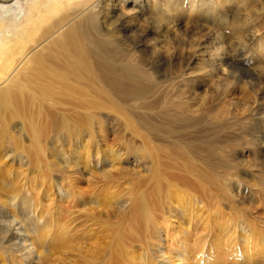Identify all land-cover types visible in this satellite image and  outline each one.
<instances>
[{"label":"bare ground","instance_id":"obj_1","mask_svg":"<svg viewBox=\"0 0 264 264\" xmlns=\"http://www.w3.org/2000/svg\"><path fill=\"white\" fill-rule=\"evenodd\" d=\"M81 1L26 0L29 2V8L24 10L18 0H13V2L0 0V264H10L12 258L10 252L16 253L15 260L21 259V262L15 264H41V259L48 258V252L45 250L50 248L48 246L53 242L54 244L57 242L55 244L57 245L73 239V233L68 225L59 223L51 212H48V215L53 219L43 218L41 202L38 199L43 186H45L43 192L45 199H49L52 195V188L57 189V193L66 198L78 196L81 199L82 197L78 189L69 188L71 185L66 189L62 185L64 179L61 181L62 184H58L53 178L54 175L50 174L52 172L50 165L54 164L51 157L58 154L64 159L66 156L62 148L66 141L82 144V148L86 150V159L89 160L87 141H97L98 136L104 134L106 125L111 121L124 118V110H129L131 117L142 123H147L146 119L149 116L163 115L165 120L174 123L172 128L170 125L165 131V135L173 133V130L180 127V123L182 126L190 124L188 118L182 117V112L187 108L184 95L188 88V81H191L192 70H189L190 72H186L184 69L170 71L171 74L173 73L172 76L170 74L163 75L160 73V68L164 62L168 63L169 61V57L163 54H169L167 46L171 41L181 44L184 38L186 40L185 36L189 30H182L181 26L185 23L198 24L191 18L193 13H199L198 20L203 21L199 26H204V30L206 29L207 32L208 43L202 42L204 45H200L198 42V44L200 45L199 50L202 49V56L205 55L209 58L205 63L211 71L219 69L226 76L238 79L243 70L240 71L238 68L239 63L243 62L249 65L251 59L261 61L259 60L260 56H264V38H256L252 33L254 31L247 33V29L244 27L250 14L248 11L242 13L237 11L240 6L233 2L234 0H223L222 2L162 0V3L159 0H153L155 4L149 3V0H146L145 3L144 0H99L92 6L76 7L75 4ZM125 3H130L133 11H129V14L118 13V5ZM225 3L230 4L235 10H219V7L224 6ZM205 4L207 5L205 9L197 11ZM143 6H147L149 11H143ZM20 15H25L29 20V26L26 28L20 26L18 22ZM140 17L149 25L148 27L154 35L151 40H148L150 43L146 46L141 43L145 29L139 31L138 28L134 29V25H131L132 21H137ZM140 44L143 45L142 48H139ZM217 60L219 63L215 64L214 62ZM202 69V67L198 68V70ZM261 71H264V68ZM201 73L204 74V72ZM217 78L219 79L218 76ZM244 84L252 86L251 81H246ZM260 84L262 85V83ZM196 92H198L197 89ZM74 99L75 105H73ZM234 102H230L228 105H233ZM251 107L247 109L249 110L248 118L259 114L261 116L255 125L250 124L244 129H238L237 135L243 134L244 138H248L244 141L248 145L255 146L256 140L260 145V150L264 151V106ZM100 109H106L110 111V114H104ZM238 115L235 118L234 126L246 125V116L240 113ZM176 124L178 125L174 126ZM221 125L222 128L227 127L224 122ZM128 126L126 120L125 127ZM22 138L27 141V145L23 144ZM115 150H106V152L104 150L99 157V150L96 149L93 155L96 158V164L105 162L106 156H109L110 162L119 160V151ZM47 156L49 158L46 161L44 158ZM14 163H17L21 168L27 166L32 177H25V179L24 176L20 177L25 170L21 169L18 172ZM30 163H32L31 167ZM43 165L46 167L44 172L40 169ZM70 167L68 168L70 169ZM151 170L152 167L149 168V171ZM47 171L49 172L47 173ZM60 179H62V174L59 176ZM33 190L36 195L32 193ZM185 192L182 193L185 194ZM184 194L185 197L186 194ZM171 195H174V200L178 204L180 203L179 205L185 204L184 200L181 201L180 192ZM113 196L110 194L108 198L116 203V196ZM130 200L131 204H128L130 202L127 204L131 206L132 210L138 212L139 217L141 216L143 221L141 225L143 224L146 230L157 226L151 220V209L143 193L137 194ZM198 205V202L195 203L193 199L191 207L197 206L193 209L203 210L199 209ZM203 206L202 208H204ZM4 208L10 209V211L4 212ZM190 213L192 214L191 211ZM223 217L219 218L222 223L227 221ZM190 222L188 219L187 227ZM233 227L229 234L234 238H229V240L235 239L239 242H228L231 244V247L228 248L231 261L233 259L239 261L244 258L250 261L253 255L264 250V232L256 231V227L248 219L238 223V226L234 224ZM91 230L89 229V232ZM258 230L263 229L258 226ZM96 237L92 235V238ZM44 241L48 243L43 244L44 247H42L41 243ZM255 242L259 243L253 246L252 244ZM181 244V251L177 249V254L172 260H169L168 264H192L191 260H194V264H215L212 260L215 254L210 249L205 250L202 247H197L188 252L182 242ZM118 246L117 241L114 247H110V253L114 255L115 247L118 248ZM79 248H82L81 244ZM88 248L90 251L97 249ZM88 248L84 245L85 250L82 258L85 260V264H91V260L97 259L98 256L95 254L96 258L92 256L88 261V253L92 254L90 251L88 252ZM124 251L120 247L116 255H121ZM131 257L137 258V254L135 255L133 252ZM141 257L142 254L138 253L140 261ZM114 260H117L116 257ZM150 261L147 258L142 259L140 264H149ZM109 262H99L98 264H111Z\"/></svg>","mask_w":264,"mask_h":264},{"label":"rangeland","instance_id":"obj_2","mask_svg":"<svg viewBox=\"0 0 264 264\" xmlns=\"http://www.w3.org/2000/svg\"><path fill=\"white\" fill-rule=\"evenodd\" d=\"M7 1L13 2V0ZM18 1L24 10L29 8V2H26V0ZM98 1L82 0L75 5L76 7L81 5L92 6ZM159 1L162 3V0ZM212 1L222 2L223 0ZM233 2L240 6L237 11L240 13L248 11L250 14L244 27L247 29V33L248 31H254L252 33L256 38H264V0H234ZM149 3L155 4L153 0H149ZM243 4L245 6H242ZM206 6V4L202 5L197 11L205 9ZM225 9L235 10L228 3L219 7L221 11ZM117 11L118 13L129 14V11L133 10L130 3H125L119 4ZM143 11H149L148 7L143 6ZM145 16H148V14H145ZM261 16L262 18H260ZM191 18L194 20L193 22L197 21L198 24L183 22L185 24L181 26L182 30H189L185 36L186 40L184 38L181 44L171 41L167 46L169 54H163L169 57V61L168 63L164 62L160 68V73L172 76L173 73L171 74V72L177 69H184L186 72L192 70L191 78L189 77L191 81H188L189 85L187 84L188 88H186L184 95L187 108L182 112V117L188 118L190 124L182 126L180 123V127L173 130V133L165 135V131L170 125L172 128L174 123L165 120L163 115L155 114L152 117L149 116L146 119L148 122L142 123L140 120L132 118L129 110H124V118H119L118 121H111L112 123L110 122L106 125L105 127L107 128H104V134L98 136L97 141H87L89 160L86 159V150L82 148V144L66 141L62 147L66 156L64 155V159L58 154H54V157H51L54 164L50 165L52 169L50 174L54 175L53 178L56 183H63L62 185L66 189L70 185L72 187L70 186L69 188L78 189L82 197L81 199L78 196L66 198L64 195L60 196L57 193V189L52 188V195L49 199H45L43 196L45 186L41 187L38 199L41 202L40 208L43 218L53 219L48 215V212H51L59 223L68 225L71 233H73V239L70 241L57 245H55L57 242L55 244L53 242L52 245H47L50 247L45 250L48 252V258L41 259V264H85V260L82 258L85 250L84 245H86V248H97L94 251H90L88 248V252L92 253L90 255L87 252L88 261L91 260L92 256L96 258V255H98L97 259L91 260V264L105 261H110L111 264H140L142 259L146 258L151 260L149 264H168L169 260H172L174 255L177 254V249L181 251V242L188 252L195 250L197 247H202L205 250L210 249L215 254H213L214 256L212 255V260L215 264H264V250L257 255H253L250 261L245 258L239 261L234 259L231 261L228 253V248L229 246L231 247L230 241L232 243L234 241L236 243L239 242L235 239L229 240V238H234L233 235H230L234 224L238 226V223L248 219L256 227V231L259 233H261L260 231L264 232V151L260 150V145L256 140V145L252 143L256 146L255 148V146L244 142L248 138H244L243 134L237 135L238 129H244L245 126L248 127L250 124L255 125L261 116V114L253 117L249 115L250 118H248L249 110L247 109L251 106H264V71H261L264 68V56H260L259 60L261 61L251 59L249 65L243 62L239 63L238 68H240V71L241 69L243 70L239 74L238 79L226 76L219 69H216L217 71L213 70V73L205 63L209 58L205 55L202 56V49L199 50L200 45H204L203 43L207 44L209 41L206 38L205 27L199 26L203 21L201 19L198 20V12L193 13ZM18 20L20 26H25V28L29 26V20H27L25 15H20ZM132 22L133 24L131 25H134V29L138 28L139 31L145 29L141 43H144L145 46L149 45L150 41L148 40L154 37L148 27L149 25L143 21L142 17ZM142 47L143 45L140 44L139 48ZM225 59L227 58L225 57ZM214 63L217 64L219 61L217 60ZM199 67L203 69L198 70ZM201 72H204V74ZM246 81H251L252 86L244 84ZM196 89L199 93L196 92ZM73 102V105H75V99ZM230 102H234L237 105H228ZM189 106L191 107L190 109L188 108ZM105 110L100 109L102 113L110 114V111L106 110L105 112ZM148 113L151 115L150 112ZM239 113L246 116V125L236 127L234 126V121L239 116ZM220 118L222 119L221 121ZM126 120L129 124L127 128L125 127ZM222 122L227 127L224 126L222 128ZM22 142L24 145L28 144L23 138ZM96 149L99 150V157L104 150L106 152V150L116 149L115 151H119L120 158L110 162L109 156H106V159L104 158L105 162L96 164V158L93 157ZM48 158L47 156L44 160L47 161ZM31 165L32 163H30V167ZM14 167L18 168V172L21 169L25 170L20 177L24 176V179L25 177H32L28 172L29 168L27 166L21 168L18 167L17 163H14ZM150 167H152L151 171H149ZM40 169L43 172L46 171L44 165ZM61 174L62 179L59 180ZM62 180L63 182L61 183ZM224 180L226 182L229 181L226 183ZM138 192L143 193L145 200L149 203L152 213L151 220L157 225L149 230H146L143 224L141 225L143 221L141 216L139 217L138 212L134 209L132 210L131 206L128 205L131 204L130 199L139 194ZM175 192L181 193V201L184 200L185 207L174 200V195L170 196V194ZM182 192H185L186 195ZM32 193L36 195L34 190ZM110 194L114 195L113 197L116 196V203L108 198ZM196 197L199 199L196 200ZM125 199L127 202H125ZM193 199L195 203L198 202L199 209L203 210H194L197 206L191 207ZM201 205H204V208ZM7 211L9 212L10 209L4 208V212ZM207 212L208 214H206ZM220 217L227 221L222 223ZM188 219L191 221L189 227H187ZM257 225L263 230H258ZM85 228L87 229L85 230ZM89 229L92 230L89 232ZM92 235L97 236V240L92 238ZM117 241L119 246L118 248L115 247L116 251L113 255L110 253V247H114ZM46 243L48 242L44 241L41 246L44 247L43 244L45 245ZM257 243L255 242L252 245L255 246ZM80 244L82 248H79V250ZM120 247L126 252L116 255ZM133 252L135 255L137 254V258L131 257ZM138 253L142 254L141 261L138 259ZM10 255L12 256L10 264L21 262L20 258L15 260L16 253L10 252ZM114 256L117 260H114ZM190 263L194 264L195 262L191 260Z\"/></svg>","mask_w":264,"mask_h":264}]
</instances>
